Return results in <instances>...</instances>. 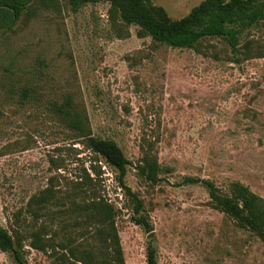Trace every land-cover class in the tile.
Instances as JSON below:
<instances>
[{
    "label": "rangeland",
    "instance_id": "1",
    "mask_svg": "<svg viewBox=\"0 0 264 264\" xmlns=\"http://www.w3.org/2000/svg\"><path fill=\"white\" fill-rule=\"evenodd\" d=\"M150 1L177 20L203 0ZM109 7L74 13L62 4L0 28V226L18 228L27 264H80L30 247L24 207L51 178L64 190L83 171L96 178L95 170L100 194L117 211L125 264H147L149 245L156 264H264V241L214 209L202 182L222 194L238 182L264 198V21L240 33L235 53L220 38L173 49L139 37L136 26L115 25ZM67 96L85 110L95 136L122 150L124 184L151 231L133 221L117 172L53 114ZM150 144L156 183L136 168ZM0 264L16 263L0 251Z\"/></svg>",
    "mask_w": 264,
    "mask_h": 264
},
{
    "label": "trees",
    "instance_id": "2",
    "mask_svg": "<svg viewBox=\"0 0 264 264\" xmlns=\"http://www.w3.org/2000/svg\"><path fill=\"white\" fill-rule=\"evenodd\" d=\"M96 3L110 5L108 14L115 25L120 22L126 27L136 26L139 37H150L173 49L196 50L202 40L220 38L235 53L240 33L264 21V0H203L177 20L153 6L150 0H0V28L11 29L22 17L32 19L42 9L59 10L65 4L76 13L83 6ZM52 112L84 148L117 172L118 184L137 216L133 221L151 231L152 226L142 214V202L124 184L129 163L119 146L93 134L85 110L72 97L53 104ZM152 147L150 144L136 168L146 181L156 183L160 167ZM93 172L96 178L85 171L75 175L66 181L64 190L56 189L51 178L44 189L28 199L24 212L29 217L26 228L32 249L50 254L62 251L66 261L80 264H125L115 228L117 211L100 194L99 172ZM198 182L194 178L182 181ZM202 182L209 190L214 209L264 241V198L238 182L231 183L228 194L220 193L209 181ZM20 214H14L17 223ZM20 234L18 228L9 232L0 226V251L9 254L16 264H27L22 256ZM146 259L147 264H156L152 245L147 247Z\"/></svg>",
    "mask_w": 264,
    "mask_h": 264
}]
</instances>
